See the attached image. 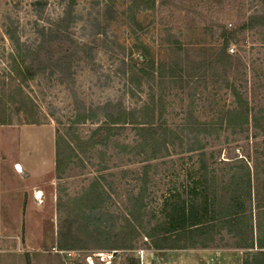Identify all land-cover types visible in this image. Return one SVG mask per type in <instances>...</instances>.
I'll list each match as a JSON object with an SVG mask.
<instances>
[{
  "label": "rangeland",
  "instance_id": "1",
  "mask_svg": "<svg viewBox=\"0 0 264 264\" xmlns=\"http://www.w3.org/2000/svg\"><path fill=\"white\" fill-rule=\"evenodd\" d=\"M154 1L0 0V264H88L106 251L139 264L179 201L220 212L236 199L263 220L264 135L230 114L264 116V0ZM147 104L149 116L94 139L108 115ZM151 112L175 134L157 160L140 130ZM93 185L109 198L110 238L79 218ZM131 226L134 249H109L133 241Z\"/></svg>",
  "mask_w": 264,
  "mask_h": 264
},
{
  "label": "trees",
  "instance_id": "2",
  "mask_svg": "<svg viewBox=\"0 0 264 264\" xmlns=\"http://www.w3.org/2000/svg\"><path fill=\"white\" fill-rule=\"evenodd\" d=\"M136 4L142 3L147 6V8H150L151 6H154V0H134ZM256 19L261 20L264 23V15L257 17ZM251 24H247L244 26V29L250 28ZM226 49L228 48V43L226 44ZM138 55H141V59L144 60V68L142 69V73L145 76H149L148 73V65L150 64V60L147 55H150V51L147 47L142 46L141 50L137 52ZM154 66V64L152 63ZM26 69H28L26 67ZM28 72V71H27ZM151 105L147 104L144 106V108L139 110H133L129 113L121 112L117 114H110L108 115V119L103 123L102 126L98 127V129L94 132V139L96 136H98L101 132L105 134V140L109 139L111 135L115 133V131H120L121 127L117 124H126V123H118L122 122V120H125L123 118H130L131 124H136L133 122L134 119L138 117L139 113H142L141 115L149 116L148 111H152ZM147 111V112H146ZM144 112V113H143ZM152 115V121L147 124L144 129H140L141 131L148 133L149 140L146 141L145 145L151 147V160H157L159 154L162 153L161 147L168 152V146L166 142V138L171 135L172 137L175 136L174 131L170 129L167 126V123L164 121L163 123L156 125V116L154 112H151ZM146 114V115H143ZM231 119L233 122V119L235 121H242V123H249V120L252 119L254 128L261 130L262 134L264 135V116H255L250 115L249 110L247 109L245 112H240V114L235 110V112H232ZM161 116V115H160ZM92 119V117H90ZM161 118V117H160ZM234 121V122H235ZM125 122V121H123ZM152 122V123H151ZM233 122V124H234ZM4 122L0 121V125H4ZM140 124V123H139ZM142 124V123H141ZM229 124H231V121H229ZM206 128L208 126L206 125ZM93 139V138H92ZM96 143V142H95ZM94 143V144H95ZM173 144V143H171ZM70 150H73V147L68 145ZM193 152V151H191ZM59 158L63 156V152L59 150ZM150 160V159H149ZM58 165H61V160L58 161ZM151 164L146 165L144 168V174L147 177L148 172L151 168ZM107 193L99 187H95L94 185L90 187L88 191V197L86 199V202H80L82 205L78 207L79 212V218L81 221L84 222L87 229L91 228L92 233L98 234L100 236H103L105 238H110L113 234V231L111 229V226L108 225V219L109 217L108 213H105V205L108 201ZM186 202H177L174 205L173 213L169 215L170 221L168 223L161 224L157 228H159L160 231L155 234L156 239L161 237L164 238V243L167 242L170 238L172 240V244L169 245L172 248H189L192 246H196L198 243H193L191 240L194 238L195 233L193 228L202 226L205 231H203V242L200 244L203 247H208L209 245V239L208 236L212 235L211 229L216 231H222L225 230L227 235L230 236L233 240H235V245L238 248L246 249L249 252L246 253L244 264H264V218L263 220L256 218V225L254 223L253 216H243L241 214V207L242 204L239 203L236 199H233L232 202L228 203L225 208H223L220 212L216 209V206L213 207L209 206L208 203H206L204 206H199L198 208H194V203H190V205H187ZM259 204V203H258ZM258 210H262L261 206L258 205ZM126 223L130 224V220L125 218ZM168 226V227H167ZM141 227V225H140ZM140 227L138 226H131L130 229V236L131 240L128 244H125L121 247L118 246H112L109 247L111 250H133V242L135 237L139 238L141 237V231ZM127 227H124V229ZM165 228V229H164ZM218 229V230H217ZM128 234V235H129ZM127 235V236H128ZM158 235V237H157ZM147 238L152 240L151 246H158L157 242H153L154 237L152 235H148ZM182 238L187 239V241L183 244L179 243ZM125 242H127L125 240ZM168 244V243H167ZM148 247V248H149ZM257 250V251H254Z\"/></svg>",
  "mask_w": 264,
  "mask_h": 264
},
{
  "label": "crops",
  "instance_id": "3",
  "mask_svg": "<svg viewBox=\"0 0 264 264\" xmlns=\"http://www.w3.org/2000/svg\"><path fill=\"white\" fill-rule=\"evenodd\" d=\"M193 230L195 236L191 242L198 243L196 246L185 249L172 248L169 246L172 244V240L169 238L163 245L157 244L156 247L151 246L138 250L139 264H244L246 256L244 254L249 251L236 246H227L225 242L228 235L225 230L215 232L211 229L212 235L208 236L210 240L208 247L200 245L204 239L202 236L205 231L203 227L199 226ZM186 241L187 239L182 238L179 243L183 244ZM217 242L220 244L218 245Z\"/></svg>",
  "mask_w": 264,
  "mask_h": 264
},
{
  "label": "built area",
  "instance_id": "4",
  "mask_svg": "<svg viewBox=\"0 0 264 264\" xmlns=\"http://www.w3.org/2000/svg\"><path fill=\"white\" fill-rule=\"evenodd\" d=\"M60 253L69 257H73L76 254L74 251H60ZM116 254V251L98 252L92 256H88L86 261L88 264H94L93 259H98L102 264H113Z\"/></svg>",
  "mask_w": 264,
  "mask_h": 264
}]
</instances>
